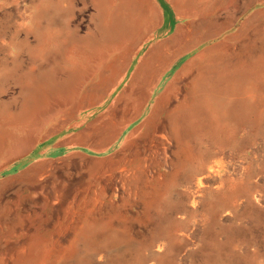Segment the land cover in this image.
<instances>
[{"label":"rangeland","instance_id":"rangeland-1","mask_svg":"<svg viewBox=\"0 0 264 264\" xmlns=\"http://www.w3.org/2000/svg\"><path fill=\"white\" fill-rule=\"evenodd\" d=\"M232 78L221 120L210 101ZM40 89L62 94L28 133ZM0 133V218L17 200L59 233L81 210L95 220L70 233L117 235L113 256L147 241L144 264H264V0H0ZM141 166L150 195L130 199L138 174L120 173ZM56 179L68 188L41 192ZM132 200L154 206L150 226L112 208Z\"/></svg>","mask_w":264,"mask_h":264},{"label":"bare ground","instance_id":"bare-ground-1","mask_svg":"<svg viewBox=\"0 0 264 264\" xmlns=\"http://www.w3.org/2000/svg\"><path fill=\"white\" fill-rule=\"evenodd\" d=\"M173 4L176 8V4ZM226 82L227 86H232V88L234 86L235 88L231 89L225 86V88L227 89L226 91H223L225 92V96L222 94L219 99L216 98V102L215 99L210 101V105L212 106L211 111H216L221 120L228 117L233 111V109L231 110L232 107L228 106L229 103L227 102V98L234 101L237 96V86L235 85L237 83L236 80L232 78L227 79ZM230 91H232L233 95L230 94ZM51 94H62V92L56 91L55 89H40L37 96L33 98V102L35 104V107H33V109H36L37 107L38 115L37 117H34L27 125L28 133H32L36 129L40 128L44 124L47 116L50 115V113L55 108H57L52 107L50 109L49 104L46 105V100ZM174 124L175 121H163L165 131L169 129L171 130ZM3 141L4 135L0 133V146ZM19 145L21 146L22 142H20L19 144H17L16 142L10 149L7 150L17 148L19 147ZM20 154L22 153H5L6 157L4 160V164L11 162ZM172 159V156H166L165 164H169V161H171ZM104 169L114 171V169H111L109 166L104 167ZM143 172L146 174H144ZM134 173L138 174L134 179V181H136L137 187L135 188V190H133L135 194L130 197V199L138 198L139 200H144L150 195L147 182L151 178L149 177L150 175L144 168V166H141L136 172L135 170L122 171L120 173L121 182L125 185ZM195 183L198 187L201 186L203 183L202 178H197ZM67 188L68 183L56 179L52 181V185L49 188L43 187L41 189V192L44 193L45 191H50L51 189L66 190ZM130 188L131 187H129L128 189L129 195L133 187L131 189ZM46 194L47 192H45V195ZM51 197H53V195ZM13 202L17 205V207L6 204L7 206L4 210V213L0 218V226L2 228V233L4 234V236L2 237V241H0V244L2 246H0V261H3V264H119L121 260H127L130 264H144L143 261L145 260L148 253L146 251L144 252L143 248H149L147 241L144 242V247L142 246V248H138L134 252L124 254L117 253L115 256H113L112 248L117 251H121L125 247V244L117 245V235H113L112 233L102 235L92 234L90 233V231L87 233H81V231L75 234L70 233L71 230H74L72 225L77 222L75 220L81 219L83 223L89 225L92 224L95 220H88L85 217L79 218V216L82 214L81 210H79L78 214L76 213L77 218L73 217V219L75 218L73 220L74 223L72 222L69 225V223L60 222L59 226H52L53 228H56V230L61 231L57 233L55 231H49L50 229L48 228L50 227V225H52L50 220H45L42 224H40L41 227H37L33 224L34 220H30L29 222L28 220L24 219L23 215L26 212V206L23 204L18 205L17 200ZM128 203L130 209H128L127 212H129V214L122 211V208L125 207ZM197 204V201L193 200L192 205L195 207L197 206ZM143 205L145 209H143L142 203L132 200L131 202H125V204L120 207L112 205V208L121 209L120 212L122 217H127L128 219L130 218L131 213L135 214L139 213L140 211L141 214L137 216L136 219L140 222V224H142V226L147 227L151 225V220L148 216L154 213L153 211H151V209L154 210V206L148 202H143ZM107 225L109 228H115L114 225H117L120 228L121 232H124L127 238H129V240L131 241L136 237V234L132 232V229H134L135 225L126 223L119 217H117V220L108 222ZM32 232L35 233V236L29 235ZM15 238H17V240H13ZM162 249L163 244H158L157 250L162 251Z\"/></svg>","mask_w":264,"mask_h":264},{"label":"crops","instance_id":"crops-1","mask_svg":"<svg viewBox=\"0 0 264 264\" xmlns=\"http://www.w3.org/2000/svg\"><path fill=\"white\" fill-rule=\"evenodd\" d=\"M171 7H172V11L177 12L173 3L171 4Z\"/></svg>","mask_w":264,"mask_h":264}]
</instances>
